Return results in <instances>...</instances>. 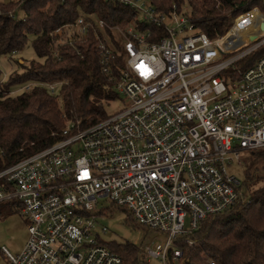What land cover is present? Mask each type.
I'll return each mask as SVG.
<instances>
[{
    "label": "built area",
    "instance_id": "1",
    "mask_svg": "<svg viewBox=\"0 0 264 264\" xmlns=\"http://www.w3.org/2000/svg\"><path fill=\"white\" fill-rule=\"evenodd\" d=\"M120 1L166 35L150 42L134 21L119 30L124 61L114 90L121 109L84 128L68 122L59 141L0 171V204L19 210L28 233L18 254L3 248L7 264H123L93 233L102 199L157 234L141 247L147 257L177 264L176 241L241 196L226 168L242 163L243 153L264 152V15L258 7L209 39L174 7L165 14L148 0ZM97 26L103 31L105 25ZM86 32L79 18L54 35L70 41ZM103 40L98 49L108 73L111 45L106 35ZM63 84L27 83L19 91L39 85L55 95Z\"/></svg>",
    "mask_w": 264,
    "mask_h": 264
},
{
    "label": "trees",
    "instance_id": "2",
    "mask_svg": "<svg viewBox=\"0 0 264 264\" xmlns=\"http://www.w3.org/2000/svg\"><path fill=\"white\" fill-rule=\"evenodd\" d=\"M147 2L158 13H170L174 7L209 39L224 35L237 15L253 7L264 13V0ZM79 18L87 32L57 43L61 37L54 31L71 28ZM99 21L105 25L103 31ZM132 21L149 32L150 42L166 35L120 0H0V57L19 51L28 35L34 36L32 47L38 57L27 67L19 62L22 71L0 85V171L59 141L68 122L84 128L108 116L104 104L118 99L115 80L124 61L125 38L119 30ZM104 35L111 45L108 73L103 71L98 49L99 43H106ZM63 81L55 95L39 85L31 92L19 91L27 83ZM247 157L246 179L237 187H246L247 198L241 193L228 210L205 218L181 236L176 241L181 250L177 264H264V152ZM103 244L123 264H144V252L136 245Z\"/></svg>",
    "mask_w": 264,
    "mask_h": 264
},
{
    "label": "rangeland",
    "instance_id": "3",
    "mask_svg": "<svg viewBox=\"0 0 264 264\" xmlns=\"http://www.w3.org/2000/svg\"><path fill=\"white\" fill-rule=\"evenodd\" d=\"M258 11L264 15L262 10L258 7ZM255 15H259L257 11H254ZM143 15V14H141ZM59 35L62 33L59 32ZM66 35V34H65ZM70 33L67 31L66 38ZM33 35H28L24 46L16 51L14 55L0 57V74L5 82L8 77L13 73H19L22 71V62L24 67L29 66L32 61H37L38 57L33 50L32 41ZM63 40H58L57 43ZM122 107L120 99H116L107 104H104V110L107 115H113L117 113ZM248 153H243L241 160L242 163L237 164L236 161L228 166L226 169L229 174L235 177V179L241 184L246 179L247 157ZM240 192L244 198H247V190L244 185H241ZM96 224L93 228V233L97 235V240L105 244H126L130 243L141 248L145 244H149L153 241L157 234L152 231L137 226L131 219L128 212L123 209L117 208L111 205L107 200L102 199L96 206ZM27 221L13 207L11 202H3L0 204V264H7L5 255L3 254V248L6 249L12 255L18 254L27 241ZM93 238V237H92ZM192 241V240H191ZM145 255V253H144ZM144 264H159L157 260L149 258L145 255Z\"/></svg>",
    "mask_w": 264,
    "mask_h": 264
}]
</instances>
